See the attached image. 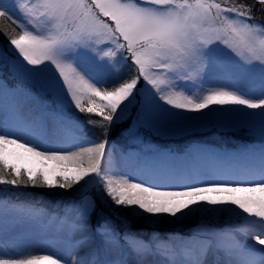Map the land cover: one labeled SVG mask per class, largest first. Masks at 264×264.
<instances>
[{"label": "snow or ice", "instance_id": "obj_1", "mask_svg": "<svg viewBox=\"0 0 264 264\" xmlns=\"http://www.w3.org/2000/svg\"><path fill=\"white\" fill-rule=\"evenodd\" d=\"M256 11L264 12V0H241L231 5L217 0H0V19H7L20 30L18 35L8 36L14 62L31 75L52 74L48 76L52 87L58 86L75 109L101 118L99 122L89 118L88 123L102 129L105 136L141 95V78L152 86L142 113L146 119L167 112L164 105L205 115L214 114L210 106L237 105L245 110H259L245 111L249 117H259V147L241 154L240 174H220L207 180L186 174L163 181L153 177L134 182L139 178L131 173L117 178L119 172L113 169L110 159L102 167L107 139L49 148L17 131L5 130L0 122V185L71 189L84 181L82 189L96 187L113 205L127 210L122 223L128 217L156 223L183 222L204 213L213 214V219L227 215L229 220L243 221V225L229 231L205 237L199 231L207 228L201 218L196 228L190 229V235L178 241L174 233L163 241L158 234L145 241L133 233L119 235L107 219L93 229L96 202L83 196L80 203L69 202L61 222L68 233L82 235L73 247L89 246L98 237L105 252L122 251L128 259L97 260L75 252L70 253L66 264H208L210 252L222 253V264H264V24L253 20ZM101 44L108 48H101ZM220 50L234 61V66L216 64L215 54ZM93 53L98 63L96 71L86 67L82 59ZM5 55L0 51V59ZM117 55L125 63L131 57L134 68L129 79L122 80ZM194 65L200 66L205 77L208 72L235 77L258 69L259 95H252L238 84L232 90H226V86L206 90L201 85V94H196L198 86L190 74ZM153 68L164 70L160 74L163 79L154 78L157 73ZM189 83L193 89L187 88ZM2 107L0 104V111ZM10 146L40 158L42 164L54 161L62 168L74 167L61 171L58 178L49 175L46 167L38 171L22 168L13 162L15 153ZM73 147L79 150H71ZM22 176L27 179H20ZM236 233H243L254 243L236 239ZM161 243L171 248L162 252ZM72 254L76 255L75 260L71 259ZM157 256L163 259H151ZM62 262L65 257L57 258L54 253L5 258L0 252V264Z\"/></svg>", "mask_w": 264, "mask_h": 264}, {"label": "rangeland", "instance_id": "obj_2", "mask_svg": "<svg viewBox=\"0 0 264 264\" xmlns=\"http://www.w3.org/2000/svg\"><path fill=\"white\" fill-rule=\"evenodd\" d=\"M246 1L251 2L253 0ZM217 2L231 5L241 2V0H217ZM107 22L111 23V21ZM19 32V28L12 25L7 19H0V51L6 54L3 59H0V65H2L0 67V81L4 83L5 92L12 94V96L13 94H22L29 101L34 102L37 107L38 103H40L45 110L59 111L62 114V116L60 114L59 116L66 123L75 125L79 131L82 128V132L88 134L94 141L108 139L109 143L115 142L119 147H124L123 143L127 146L135 147L139 151V154L145 155L146 153H150L149 157L153 160L149 159L146 167L148 171H156L161 168L169 172L176 169L179 164L183 167L182 163H163L179 159L176 156L177 154H169L167 156V153L164 152L171 151L172 149L170 148L179 146L182 142L193 141L194 138V141L204 142L212 140L215 143L214 146L220 145L219 137L235 145L241 144L237 143L236 139L253 140L255 142L254 149L259 147V117L245 115V111L253 112L259 110H245L243 106H210L214 110V114L205 115V113L187 112L164 105V108L168 109L167 112L161 111L157 118L146 119L142 113L145 109V98L150 95L149 90L152 86L146 84L142 78L138 85L141 95L136 97L134 104L130 107L129 112L125 114L123 120L119 124L113 123L105 136L102 129L88 123L89 118L98 122L101 118L99 116L90 117L89 114L80 113L75 109L58 86L52 87L51 81L48 79V76L52 74L45 76L31 75L14 62L13 54L9 50L8 36L18 35ZM5 33L8 35H5ZM121 42L123 41L121 40ZM100 47L107 49L108 45L101 44ZM100 55H103V53H100ZM93 56H95V53L91 56H84L82 59L86 67L96 71L98 70V63L97 59H94ZM115 59L117 67L120 69L119 74L122 80L129 79L133 74L131 69L134 68L131 57L129 56L126 63L121 60L119 55ZM215 60L219 66H223L226 63L233 64L234 66V61L223 50L215 54ZM28 67L31 68L33 66L29 65ZM38 67L43 68L44 65ZM152 71L157 73V76H154V78L163 79V76L160 75L164 71L163 69L153 68ZM1 73L7 78L9 77V81H5ZM190 74L198 86L194 90L196 94H201V87H199L201 85L206 90H212L221 86H226V90H232V86L238 84L252 95H259L260 72L258 69L249 73H238L235 77H222L217 73L208 72L205 77L204 71L201 70L200 66L194 65L193 69L190 70ZM7 82L18 86L17 89H8ZM187 88L193 89L192 83H189ZM54 97L57 99H54ZM124 103H127V101ZM159 103L163 104V101ZM207 111L205 110V112ZM76 121L80 122L79 126L75 123ZM129 128L131 129L130 132L128 131ZM79 140L85 141L81 138ZM165 145L171 147L167 148ZM246 148L249 147L247 146ZM142 164H144V161L142 163L138 162L136 167L140 168ZM167 164H171L172 166L168 167ZM146 174L149 173L143 172L141 175L149 177ZM20 179L26 180L27 177L22 176ZM85 179L87 180L89 177ZM155 179L158 180L156 177ZM83 184L84 181H81L80 184L74 185L71 189L32 187L30 184L27 187L24 185L15 187L0 185V252L4 254V257L26 258L30 254L48 255L54 253L57 258L65 257V262H62V264H66L70 253L79 252L81 255L84 250L90 249L89 251L91 252L88 256L93 259H128L127 256L123 255L122 251L105 252L104 248L98 244V237L96 242L91 243L89 246L83 248L78 246L73 247L77 241L82 239V235L79 232L68 233L66 228L61 225L65 213L68 211L69 202L75 201L80 203L83 196H90L95 200L96 204L98 203L97 199H99V203L107 204L104 200L105 194L102 191H97L96 187L91 185L82 189L81 185ZM92 191L95 192L91 194ZM70 214L73 217L76 216L75 212H71ZM126 215V209L120 210V217L123 221L126 219ZM112 216L106 213L104 220H109L111 226L115 227L121 236L127 232L141 237V228L145 227L144 229L147 233L145 238L141 237L145 241L152 239L157 234L161 241L166 240L169 234L165 236L162 234V231L167 232V230L169 231L168 233L175 232V239L178 241L180 237L189 236L190 229L196 228L197 222L201 218L207 225V228L199 229V231L205 237L222 232L223 230L229 231V229L231 230L236 225H243V221L239 218L229 220L227 215H221L213 219V214L204 213L201 214V217H197V219L183 222L163 220L156 223L139 217H128L125 225L129 226V228L122 231L120 224L111 219ZM96 220L95 224H91L93 229L98 228L104 222V220ZM147 225H149V228L146 227ZM235 237L241 241L247 240L249 244L254 243L243 233H236ZM227 242L225 241V243ZM165 248H171V245L161 243L162 252ZM215 254L216 252L209 253L207 257L208 263L210 261L212 264L214 262L215 264H222L223 254L217 252V257ZM71 259L75 260L76 255L72 254ZM151 259L162 260L163 257L157 256Z\"/></svg>", "mask_w": 264, "mask_h": 264}, {"label": "bare ground", "instance_id": "obj_3", "mask_svg": "<svg viewBox=\"0 0 264 264\" xmlns=\"http://www.w3.org/2000/svg\"><path fill=\"white\" fill-rule=\"evenodd\" d=\"M3 85V83H0ZM4 85L2 88H0V104H2V111H0V122L3 123L5 130H13L19 132L21 135L27 137L28 139L40 143L44 145L45 147H67L71 144H82L81 140H79V137L74 134V132L69 128H63L59 126L55 121L50 119L47 115L41 113L38 111L37 107L35 106V103L32 101H29L27 97L24 98H16L15 96H12V94L5 92ZM90 141H94V139H90L88 136L86 137ZM86 141V140H85ZM95 142H102V141H95ZM84 146L91 147L92 144H85ZM115 145H111L107 143L105 145V161L102 162V167L105 166V162H107L109 159L111 160V165L113 169L117 170L119 172V175L117 178H120V176H123L125 173H131L134 176H137L139 179L135 180L134 182H139L140 179H149L153 177H167L173 178L180 174H186L190 177L195 178L194 176L190 175L191 171H188V164H186V168L183 169L179 163H182L183 160L180 159V161H169L170 163H177L179 164L176 169L170 170L167 172L165 169H158L155 171H148L149 177H145L141 175L142 173L139 172V170H136L132 167L131 163L128 161V159L122 157L120 154L116 156L113 153V148ZM12 149H14V157L13 162L17 163L21 167H30L34 171H38L41 167H46L49 170V175H56L59 177V174L61 171H68L72 167V165H68L67 168H62L57 165L54 161H48L46 164H42L40 161V158L33 156L30 153L24 152L23 149H17L15 146H10ZM43 150V148H41ZM71 150L78 151V147H73ZM210 155L213 157H217L220 155L219 150H213L208 151ZM169 155V152H167ZM179 158H182L181 154L176 155ZM146 159H151V157H148ZM192 159L194 162L201 161L203 159V156L201 154L193 155ZM153 160V159H151ZM222 160L224 161H230L227 157L222 156ZM183 164V163H182ZM242 164V163H241ZM241 164L237 166V174L233 173V175H238L241 172ZM232 165V163H230ZM220 171H223V169H219ZM223 172H218L217 175L223 174ZM216 175V176H217ZM216 176H211L210 178H203V179H213ZM129 179L132 178V176L128 177ZM199 179V178H197ZM215 195V194H210ZM240 196L244 197L247 194H239ZM257 197L259 194H255ZM211 207V206H210ZM147 225L146 227H148ZM121 230L124 231L129 228V226L125 225V223L120 224ZM145 228V227H144ZM141 228V237L145 238V235L147 231ZM167 230V232H163L162 234H173L175 232H170ZM90 249L84 250L81 256H88L91 251ZM92 250V249H91ZM210 264V261L209 263Z\"/></svg>", "mask_w": 264, "mask_h": 264}, {"label": "trees", "instance_id": "obj_4", "mask_svg": "<svg viewBox=\"0 0 264 264\" xmlns=\"http://www.w3.org/2000/svg\"><path fill=\"white\" fill-rule=\"evenodd\" d=\"M246 2H248V1H246ZM251 2H253V1H251ZM251 2H249V3H251ZM253 20L258 21L261 24H264V12L256 11L253 15ZM244 142H248V140L244 139ZM104 200L107 204L99 203V199H97L98 203L96 204V210L93 214V219H101L102 220V219H104L105 214L109 213V214L113 215L111 217V219H113V220H115V222L121 224L122 223L121 221H123V220L120 217V210H123V209L113 205L110 201V198H106V196L104 197ZM115 211H116V213H115Z\"/></svg>", "mask_w": 264, "mask_h": 264}]
</instances>
